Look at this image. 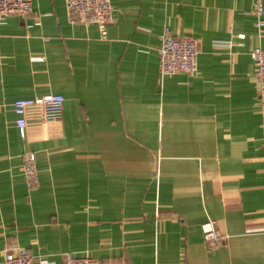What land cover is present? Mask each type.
<instances>
[{
  "label": "crops",
  "instance_id": "obj_1",
  "mask_svg": "<svg viewBox=\"0 0 264 264\" xmlns=\"http://www.w3.org/2000/svg\"><path fill=\"white\" fill-rule=\"evenodd\" d=\"M110 1L106 40L65 0L0 22V264L16 248L54 264H264L253 0ZM165 27L198 42L196 75L160 80ZM49 95L65 98L62 118L32 107L23 137L14 103Z\"/></svg>",
  "mask_w": 264,
  "mask_h": 264
},
{
  "label": "built area",
  "instance_id": "obj_2",
  "mask_svg": "<svg viewBox=\"0 0 264 264\" xmlns=\"http://www.w3.org/2000/svg\"><path fill=\"white\" fill-rule=\"evenodd\" d=\"M264 0H253L254 14L257 18L255 28L258 39L264 40ZM69 21L72 24L85 26L96 25L101 39L108 38L109 28L117 22L115 10L110 0H65ZM33 10V0H0V22L9 16L17 15L28 18ZM28 28H31L29 26ZM243 39L244 35H238ZM199 47L198 42L190 38H178L169 27H165L162 35V44L159 50L160 80L178 74L194 76L198 70ZM254 63V74L258 84V99L261 114V138L264 143V49L255 48L250 52ZM65 98L61 95H49L40 99L18 100L14 103V110L18 116L17 127L22 136H25L27 126L26 114L32 107L42 108V120L54 122L60 120L63 114ZM22 174L28 190L37 188L39 173L36 166L35 154H27L23 159ZM203 239L210 250L219 246L222 235L214 224L209 222L202 226ZM1 264H54L47 258H36L31 253L16 248L7 253ZM65 264H100L98 260L89 257H77L74 254L65 255Z\"/></svg>",
  "mask_w": 264,
  "mask_h": 264
}]
</instances>
